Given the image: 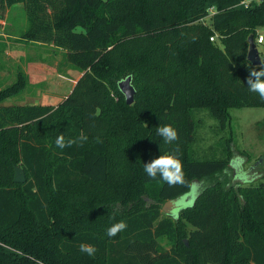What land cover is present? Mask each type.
I'll return each mask as SVG.
<instances>
[{
	"label": "trees",
	"instance_id": "16d2710c",
	"mask_svg": "<svg viewBox=\"0 0 264 264\" xmlns=\"http://www.w3.org/2000/svg\"><path fill=\"white\" fill-rule=\"evenodd\" d=\"M240 1L0 0V25L22 5L29 24L21 39L66 49L83 70L57 106L0 103V264H264V182L228 185V161L191 155L194 111L221 125L231 109L264 107L246 82L256 67L247 40L264 26V0ZM127 75L129 105L118 88ZM25 87L21 70L0 102ZM159 125L176 129L178 141L166 144ZM81 132L82 147H56L58 136ZM168 154L200 186L176 216L162 204L190 189L143 167ZM15 165L26 182L14 181ZM119 221L126 230L108 237Z\"/></svg>",
	"mask_w": 264,
	"mask_h": 264
},
{
	"label": "rangeland",
	"instance_id": "374dc122",
	"mask_svg": "<svg viewBox=\"0 0 264 264\" xmlns=\"http://www.w3.org/2000/svg\"><path fill=\"white\" fill-rule=\"evenodd\" d=\"M21 6L16 5L9 9L5 21L0 25V90L12 86L18 80L21 70L26 76V87L12 98L0 103L57 106L82 76L83 70L73 62L66 49L58 48L51 43L28 42L21 39L22 32L29 24ZM212 11H215L214 7ZM211 14L210 12L204 17V22L209 26L212 24ZM256 34L257 37L259 35L264 37V26L258 27ZM215 40L216 38L212 41ZM256 46L261 64H264V43ZM119 98L120 96L116 94L115 99ZM193 116L197 121V128L191 146L192 157L222 158L229 162L234 155H239L244 158V167L250 175L257 177L259 174L257 169L264 172V160L256 165V168L253 167L259 159L264 158V107L231 109L229 120L221 125L205 109L194 111ZM228 173V185L238 183L248 185L235 180V172L231 168ZM260 181L264 182V178H256L251 184L257 185ZM192 196L195 197L196 194L192 192ZM162 213L166 214L164 211ZM184 242L188 243L186 238ZM160 243L168 247L165 240H161ZM10 251L22 255L16 250Z\"/></svg>",
	"mask_w": 264,
	"mask_h": 264
},
{
	"label": "clouds",
	"instance_id": "9594fccd",
	"mask_svg": "<svg viewBox=\"0 0 264 264\" xmlns=\"http://www.w3.org/2000/svg\"><path fill=\"white\" fill-rule=\"evenodd\" d=\"M248 90L255 93L259 99L264 102V64H259L256 67L250 69L247 76ZM157 135L160 136L166 144H172L178 141L179 136L176 129L171 125H159L156 128ZM88 137L81 132L77 139L65 140L63 135H60L55 140L56 147L60 149L70 148L74 144L83 146L86 143ZM179 150L178 148L176 149ZM245 160L239 155H234L229 161V167L235 172V180L240 181L243 184H250L257 178L255 175H250L248 170L245 169ZM144 172L151 179L159 177L169 187L186 186L193 193L198 194L199 185L195 182H188L185 179L183 164L178 156L173 154L159 155L147 163H144ZM35 191V189H33ZM127 224L124 221H119L112 224L106 231L108 237H115L122 231L126 230ZM79 251L86 253L89 256H94L97 249L94 245L81 243L79 245Z\"/></svg>",
	"mask_w": 264,
	"mask_h": 264
},
{
	"label": "water",
	"instance_id": "95a60500",
	"mask_svg": "<svg viewBox=\"0 0 264 264\" xmlns=\"http://www.w3.org/2000/svg\"><path fill=\"white\" fill-rule=\"evenodd\" d=\"M248 50H247V60L254 66L261 64V58L259 55L258 48L256 43L254 42V37L250 35L248 37ZM118 88L121 93L124 95L125 102L129 105L132 104L134 101V94L135 88L132 84V77L131 75H127L123 79L118 81ZM264 158L259 159L254 165L260 164L261 161L263 162ZM27 180V175L25 169L21 165H15L14 171V181L16 183H24ZM194 197L192 196V191L180 195L174 199H170L165 201L162 206L161 210L164 211L167 215L176 216L178 212L193 203ZM171 212V213H170ZM187 244V243H186Z\"/></svg>",
	"mask_w": 264,
	"mask_h": 264
},
{
	"label": "built area",
	"instance_id": "2783aa9c",
	"mask_svg": "<svg viewBox=\"0 0 264 264\" xmlns=\"http://www.w3.org/2000/svg\"><path fill=\"white\" fill-rule=\"evenodd\" d=\"M261 0H241L239 5L247 8L252 4H257L259 3ZM212 14L214 13V11H212V8H210L209 10ZM214 38H216V36H211L210 40H213ZM255 43L256 44H262L264 43V37L262 35H259L256 39H255Z\"/></svg>",
	"mask_w": 264,
	"mask_h": 264
},
{
	"label": "crops",
	"instance_id": "0c3cea01",
	"mask_svg": "<svg viewBox=\"0 0 264 264\" xmlns=\"http://www.w3.org/2000/svg\"><path fill=\"white\" fill-rule=\"evenodd\" d=\"M69 79H70V78H69ZM70 80H71V79H70ZM73 87H74V85H72L71 90L73 89ZM71 90H70V91H71ZM70 91H69V93H70ZM69 93H68V95H69ZM68 95H67V96H68ZM67 96H66V97H67ZM66 97H65V98H66ZM65 98H63V100H64ZM63 100H62V101H63ZM62 101H61V102H62ZM33 104H37V103H33Z\"/></svg>",
	"mask_w": 264,
	"mask_h": 264
}]
</instances>
